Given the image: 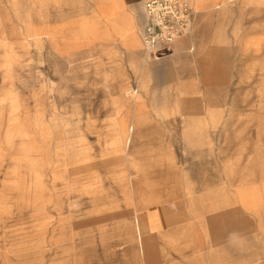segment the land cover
<instances>
[{
	"label": "rangeland",
	"instance_id": "obj_1",
	"mask_svg": "<svg viewBox=\"0 0 264 264\" xmlns=\"http://www.w3.org/2000/svg\"><path fill=\"white\" fill-rule=\"evenodd\" d=\"M35 3L0 0V264H99L131 213L264 183V58L181 91L146 51L58 56L24 29Z\"/></svg>",
	"mask_w": 264,
	"mask_h": 264
},
{
	"label": "crops",
	"instance_id": "obj_2",
	"mask_svg": "<svg viewBox=\"0 0 264 264\" xmlns=\"http://www.w3.org/2000/svg\"><path fill=\"white\" fill-rule=\"evenodd\" d=\"M35 1L24 29L58 56L112 45L145 51L146 0ZM195 10L192 34L156 51L157 70L162 65L187 73L181 91L224 90L217 86L234 73L238 58H264V0H196ZM121 130L127 131L124 118ZM252 185L259 190L243 202L238 189ZM194 200L190 209L164 205L131 213L136 242L123 246L115 239L99 264H264V183L240 185L225 199Z\"/></svg>",
	"mask_w": 264,
	"mask_h": 264
},
{
	"label": "built area",
	"instance_id": "obj_3",
	"mask_svg": "<svg viewBox=\"0 0 264 264\" xmlns=\"http://www.w3.org/2000/svg\"><path fill=\"white\" fill-rule=\"evenodd\" d=\"M196 0H146V20L141 36L145 51L155 57L163 44H170L181 37L190 36Z\"/></svg>",
	"mask_w": 264,
	"mask_h": 264
}]
</instances>
